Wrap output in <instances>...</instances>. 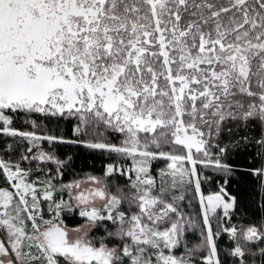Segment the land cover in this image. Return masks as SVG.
<instances>
[{
  "label": "snow or ice",
  "instance_id": "obj_1",
  "mask_svg": "<svg viewBox=\"0 0 264 264\" xmlns=\"http://www.w3.org/2000/svg\"><path fill=\"white\" fill-rule=\"evenodd\" d=\"M0 138V264H264L227 190L264 188V0H0ZM58 145L111 161L72 229Z\"/></svg>",
  "mask_w": 264,
  "mask_h": 264
},
{
  "label": "trees",
  "instance_id": "obj_2",
  "mask_svg": "<svg viewBox=\"0 0 264 264\" xmlns=\"http://www.w3.org/2000/svg\"><path fill=\"white\" fill-rule=\"evenodd\" d=\"M2 143L3 138H0V144ZM44 147L48 148V145L45 143ZM53 151L60 159L67 161L66 166L62 170L63 176L58 181H54L58 186L60 184H69L73 181L84 180L90 176L103 177L106 165L111 162L106 156H102L98 152H93L79 145H58ZM68 157H71V159L69 160ZM231 163L236 168L228 178L227 190L232 196L236 197L237 209L230 223L238 227L241 225L259 224L264 219V207H261L264 204V188H261L259 178L252 175L249 171L251 168L259 167V161H253L250 157L241 154L234 156ZM47 167L53 169L52 175L55 176L56 165L49 163ZM209 174L212 176V179L202 185V190L205 194L215 192L218 189L219 183L222 181V177L219 174L214 172H209ZM109 180L113 185V192H115V184L119 183L123 186L126 183L125 178L119 176L115 180H112V178H109ZM60 195L64 201L71 203L68 192H63ZM191 211L193 214L199 212V206L195 201H193ZM61 219L63 220L64 226L68 228H76L85 224V219L79 216V209L73 204L71 209H64L61 213ZM213 227H216L215 218H213ZM102 232L103 229L99 232L93 229V233L97 237ZM218 243L223 257L224 252L231 247V242L225 235Z\"/></svg>",
  "mask_w": 264,
  "mask_h": 264
},
{
  "label": "rangeland",
  "instance_id": "obj_3",
  "mask_svg": "<svg viewBox=\"0 0 264 264\" xmlns=\"http://www.w3.org/2000/svg\"><path fill=\"white\" fill-rule=\"evenodd\" d=\"M80 182H81V185H80V189H73V190H71L72 191V195L70 196L69 195V197H70V201H71V203L76 207V201H75V199H74V195H75V193L77 192V191H81V190H87V189H89V188H92V187H95L96 185H94V184H92L89 180H88V178L87 179H84V180H80ZM69 193V192H68ZM66 202V201H65ZM66 203H68V202H66ZM97 203H99L98 201H97ZM78 208V207H77ZM79 209V208H78ZM46 215H49L47 212H46ZM68 228V227H67ZM69 229H72V228H69Z\"/></svg>",
  "mask_w": 264,
  "mask_h": 264
}]
</instances>
